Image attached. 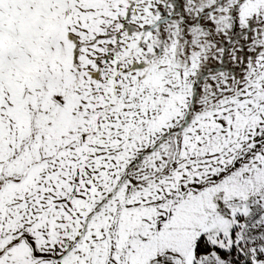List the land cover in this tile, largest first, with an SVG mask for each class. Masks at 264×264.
Returning <instances> with one entry per match:
<instances>
[{
	"label": "snow or ice",
	"instance_id": "1",
	"mask_svg": "<svg viewBox=\"0 0 264 264\" xmlns=\"http://www.w3.org/2000/svg\"><path fill=\"white\" fill-rule=\"evenodd\" d=\"M0 264H264V0H0Z\"/></svg>",
	"mask_w": 264,
	"mask_h": 264
}]
</instances>
